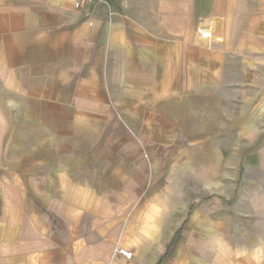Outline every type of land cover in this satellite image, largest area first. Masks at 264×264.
Returning a JSON list of instances; mask_svg holds the SVG:
<instances>
[{
  "label": "crops",
  "instance_id": "1",
  "mask_svg": "<svg viewBox=\"0 0 264 264\" xmlns=\"http://www.w3.org/2000/svg\"><path fill=\"white\" fill-rule=\"evenodd\" d=\"M0 264H264V0H0Z\"/></svg>",
  "mask_w": 264,
  "mask_h": 264
},
{
  "label": "built area",
  "instance_id": "2",
  "mask_svg": "<svg viewBox=\"0 0 264 264\" xmlns=\"http://www.w3.org/2000/svg\"><path fill=\"white\" fill-rule=\"evenodd\" d=\"M97 1L102 2L104 0H74V7L75 9L79 10L83 8L85 5L89 4L90 2ZM200 37L203 39H210L212 38V30L209 28H201L199 30ZM120 254L124 255L126 258H132V253L128 250L121 249Z\"/></svg>",
  "mask_w": 264,
  "mask_h": 264
},
{
  "label": "trees",
  "instance_id": "3",
  "mask_svg": "<svg viewBox=\"0 0 264 264\" xmlns=\"http://www.w3.org/2000/svg\"><path fill=\"white\" fill-rule=\"evenodd\" d=\"M174 239H176V237H175ZM171 247H172V245H171ZM169 252H170V247H169V249L167 250V253H169Z\"/></svg>",
  "mask_w": 264,
  "mask_h": 264
}]
</instances>
